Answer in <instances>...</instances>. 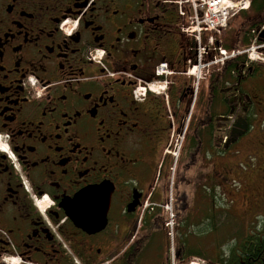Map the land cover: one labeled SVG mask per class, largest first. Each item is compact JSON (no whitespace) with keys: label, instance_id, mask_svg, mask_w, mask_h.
<instances>
[{"label":"flooded vegetation","instance_id":"flooded-vegetation-1","mask_svg":"<svg viewBox=\"0 0 264 264\" xmlns=\"http://www.w3.org/2000/svg\"><path fill=\"white\" fill-rule=\"evenodd\" d=\"M176 1L0 0V264H129L130 237L168 238L170 188L264 157V64L225 86L224 37L199 59ZM151 244L138 264H171Z\"/></svg>","mask_w":264,"mask_h":264},{"label":"rangeland","instance_id":"rangeland-1","mask_svg":"<svg viewBox=\"0 0 264 264\" xmlns=\"http://www.w3.org/2000/svg\"><path fill=\"white\" fill-rule=\"evenodd\" d=\"M242 24L243 20L239 16L233 19L225 31L224 38L231 30L240 31ZM230 60H226L225 65ZM196 75L192 77L194 87L202 81L204 71L198 84ZM185 132L186 126L177 136L175 149H178V152ZM246 157L242 156L237 171L230 172L226 180L221 178L213 181L211 187L202 183L201 175H194L193 189L187 192L182 186L174 205L172 202L175 194L170 188L163 210L165 217L171 220L178 216L177 223L172 221L178 232L174 234L173 239H153L149 255L156 253L159 261L164 263L170 249L171 264H182L181 261L188 257H192L190 264H218L220 255L229 254L248 234L264 228V157ZM172 179L174 183H179L181 179V171H176L175 167L171 171ZM183 208H187L186 212H181ZM186 214L191 218V224L187 228V251L185 254H178V248L186 238L185 232L181 233L186 231L185 222H182ZM213 223L216 227H213ZM134 239L130 237L126 243L130 244ZM166 248L168 249L165 250Z\"/></svg>","mask_w":264,"mask_h":264},{"label":"built area","instance_id":"built-area-1","mask_svg":"<svg viewBox=\"0 0 264 264\" xmlns=\"http://www.w3.org/2000/svg\"><path fill=\"white\" fill-rule=\"evenodd\" d=\"M176 4L179 15L183 19L182 30L195 36L199 42L198 52L199 58H201L205 53V48L201 46L202 37H207L208 44L213 50L216 37L226 31L233 18L250 8L251 0H177ZM263 33L264 26L254 31L252 44L244 51V53L248 54L250 61H264ZM239 54L241 53H229L225 49H220L219 56L213 57L209 64L210 66L216 65L219 62L225 64L226 60L234 58ZM165 67L166 65H161L160 69H165ZM204 68L201 64L195 66L190 74L194 76L197 74V80H199ZM32 84L35 85L33 81ZM150 89L156 91L152 87ZM170 224L172 223L170 222Z\"/></svg>","mask_w":264,"mask_h":264},{"label":"trees","instance_id":"trees-1","mask_svg":"<svg viewBox=\"0 0 264 264\" xmlns=\"http://www.w3.org/2000/svg\"><path fill=\"white\" fill-rule=\"evenodd\" d=\"M239 18L243 20L240 31L231 30L224 38V48L230 52L247 49L250 46L251 32L264 25V0H252L250 10L241 13ZM246 63V55L238 56L227 62L223 74L225 86L233 84L236 78L243 76V72L249 69ZM186 209L183 208L181 212H186ZM213 225L216 227L214 223ZM184 236L186 238L182 240V243H185L187 247V230ZM153 239L152 237L143 240L135 238L129 245L125 260H128L129 264H138L139 250L144 247L145 243H152ZM236 246L229 254L220 255L216 262L218 264H264V228L256 233L248 234Z\"/></svg>","mask_w":264,"mask_h":264},{"label":"crops","instance_id":"crops-1","mask_svg":"<svg viewBox=\"0 0 264 264\" xmlns=\"http://www.w3.org/2000/svg\"><path fill=\"white\" fill-rule=\"evenodd\" d=\"M256 130L259 136L263 135L264 134V123L257 125Z\"/></svg>","mask_w":264,"mask_h":264},{"label":"water","instance_id":"water-1","mask_svg":"<svg viewBox=\"0 0 264 264\" xmlns=\"http://www.w3.org/2000/svg\"><path fill=\"white\" fill-rule=\"evenodd\" d=\"M99 222H101V220H99Z\"/></svg>","mask_w":264,"mask_h":264}]
</instances>
